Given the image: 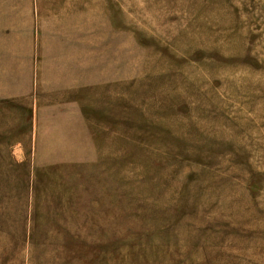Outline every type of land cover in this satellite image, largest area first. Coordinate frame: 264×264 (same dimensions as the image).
<instances>
[{
  "label": "rangeland",
  "instance_id": "obj_1",
  "mask_svg": "<svg viewBox=\"0 0 264 264\" xmlns=\"http://www.w3.org/2000/svg\"><path fill=\"white\" fill-rule=\"evenodd\" d=\"M0 264H264V0H0Z\"/></svg>",
  "mask_w": 264,
  "mask_h": 264
}]
</instances>
